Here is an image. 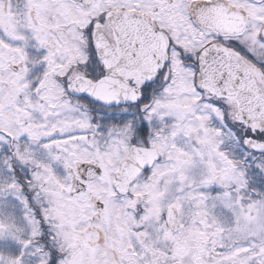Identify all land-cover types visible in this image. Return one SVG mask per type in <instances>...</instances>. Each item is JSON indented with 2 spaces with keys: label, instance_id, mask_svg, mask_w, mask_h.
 Wrapping results in <instances>:
<instances>
[{
  "label": "snow or ice",
  "instance_id": "1",
  "mask_svg": "<svg viewBox=\"0 0 264 264\" xmlns=\"http://www.w3.org/2000/svg\"><path fill=\"white\" fill-rule=\"evenodd\" d=\"M0 264H264V0H0Z\"/></svg>",
  "mask_w": 264,
  "mask_h": 264
}]
</instances>
